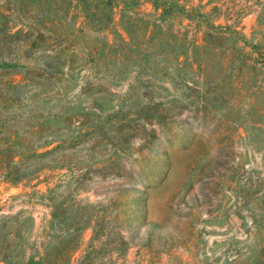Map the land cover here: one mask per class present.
<instances>
[{"label":"rangeland","instance_id":"rangeland-1","mask_svg":"<svg viewBox=\"0 0 264 264\" xmlns=\"http://www.w3.org/2000/svg\"><path fill=\"white\" fill-rule=\"evenodd\" d=\"M157 4L0 0V264H264V0Z\"/></svg>","mask_w":264,"mask_h":264},{"label":"trees","instance_id":"trees-1","mask_svg":"<svg viewBox=\"0 0 264 264\" xmlns=\"http://www.w3.org/2000/svg\"><path fill=\"white\" fill-rule=\"evenodd\" d=\"M52 1L53 0H40V2L42 4H44V3L48 4ZM76 1L82 5L83 10L85 11V13H87V16H91L92 13H95L94 12L95 8L101 9L103 7L105 9L107 7L108 8L112 7V0H99V1L98 0H76ZM152 1L154 2L155 9L160 10L161 7H159V5L157 4V0H152ZM63 4H65V0H56V6L57 7H61ZM234 34L236 35V32H234ZM216 36L219 39H222L223 37H225V35L221 32L217 33ZM124 43H127V42L124 40ZM107 45L111 46V44L109 42L107 43ZM215 51H216V53L219 52L218 48H215ZM231 51L233 53L238 52V54H240L241 56L246 55L242 50L238 49L237 46L232 47ZM51 59H53V58L51 57ZM224 64H225V62H224ZM242 64H241V70L244 69V67L242 68V66H243ZM200 65L202 66V64H200ZM202 100H204V102H205L206 98L204 99V97H202ZM205 110H207V107H205ZM50 152H52V151H48L46 153H40V155L49 154ZM54 218H55V215L53 213L51 224H52ZM78 232H79V227L76 228L73 226H66V228H64L60 232L58 238H60L62 240V244L60 245L62 248H60V251H57L56 253L54 252L55 256H56V264H64V263L68 262V260L71 258L72 252L77 247ZM52 251H54V250H52ZM52 251H51V253L50 252L45 253L37 261L35 259H32L31 263L43 264V262L46 260V258L48 259V258H51L54 256L53 255L54 253Z\"/></svg>","mask_w":264,"mask_h":264}]
</instances>
